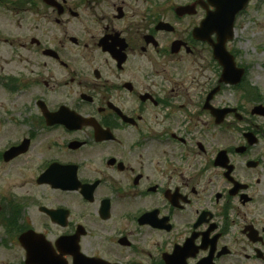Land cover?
<instances>
[{
	"label": "flooded vegetation",
	"instance_id": "flooded-vegetation-1",
	"mask_svg": "<svg viewBox=\"0 0 264 264\" xmlns=\"http://www.w3.org/2000/svg\"><path fill=\"white\" fill-rule=\"evenodd\" d=\"M215 10L0 0V245L15 264L27 249L46 264H264V92L237 34L264 0L235 15L225 74Z\"/></svg>",
	"mask_w": 264,
	"mask_h": 264
},
{
	"label": "rangeland",
	"instance_id": "rangeland-1",
	"mask_svg": "<svg viewBox=\"0 0 264 264\" xmlns=\"http://www.w3.org/2000/svg\"><path fill=\"white\" fill-rule=\"evenodd\" d=\"M257 22L250 21L245 26H238V40L241 38L251 39L245 40L239 44L245 55L242 58L251 65L249 72L250 81L264 92V45L261 46L259 52L256 51L254 45L259 42L264 43V10L257 16ZM240 28V29H239ZM20 251L14 248H4L0 245V264H15Z\"/></svg>",
	"mask_w": 264,
	"mask_h": 264
},
{
	"label": "water",
	"instance_id": "water-1",
	"mask_svg": "<svg viewBox=\"0 0 264 264\" xmlns=\"http://www.w3.org/2000/svg\"><path fill=\"white\" fill-rule=\"evenodd\" d=\"M247 0H215V31L221 36L220 44L214 45L215 57L219 60L220 64L225 68V72L231 68L230 62L231 58H227L225 52L224 43L227 39H230L233 34V20L237 12H239ZM212 16L208 17L202 24V28L207 29L209 23H211L214 18ZM201 28V29H202ZM219 43V41H218ZM41 252V250H38ZM27 264H46L45 256L38 254L36 250L27 249ZM44 260V261H43ZM80 264V263H79Z\"/></svg>",
	"mask_w": 264,
	"mask_h": 264
}]
</instances>
